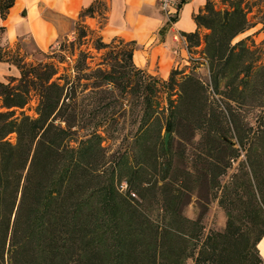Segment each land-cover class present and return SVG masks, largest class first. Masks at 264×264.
Wrapping results in <instances>:
<instances>
[{"label":"trees","instance_id":"trees-1","mask_svg":"<svg viewBox=\"0 0 264 264\" xmlns=\"http://www.w3.org/2000/svg\"><path fill=\"white\" fill-rule=\"evenodd\" d=\"M13 1L0 0L1 16ZM243 1L206 0L194 14L197 28L183 32L188 48L203 44L210 86L217 91L222 77H227L226 83L235 90L242 84L240 92L264 88V63L253 69L256 58L246 60L245 55L253 54L254 49L242 38L232 42L234 36L253 25L248 16L252 7ZM261 6L257 4L256 13H261L264 28ZM105 9L103 0L82 7L73 37L65 35L49 44L47 50H38L41 56L36 61H25L18 53L13 58L5 57L17 66L19 76L0 80V264H181L187 257L194 264H244L250 248L256 247L264 235V211L251 209L250 225L255 228L252 234L241 224L228 222L223 230L207 234L197 250L190 245V239L200 231V218L182 213L184 187L191 186L180 182L184 175H191L189 170L181 168L170 174L159 168L160 176L151 178L158 156L143 134L163 112L164 107L154 96L158 79L134 63L133 41L117 37L105 41L83 21L85 15L96 11L104 17ZM201 28L206 30L201 32ZM3 30L0 25V32ZM89 41L97 50L107 48L95 66L86 60L92 57L91 52L81 47ZM54 46L68 49L69 55L77 53L70 72H59L58 64L51 60L54 56L58 61L65 59V54ZM180 72L172 68L162 80L168 91V106L176 118L183 112L191 114L194 126L206 129L205 136L212 138L210 148L214 151L209 155L213 162L205 160L195 181L203 177L213 186L218 175L226 171L229 158L237 157L239 152L218 126V116L208 103L203 82L192 73H183L177 79ZM241 72L248 73L245 81L239 76ZM254 74L258 77L253 82ZM172 89L178 92L176 100L170 96ZM33 94L38 98L37 114H16V108L23 107ZM118 99H126L127 107L120 112L136 123L129 133L138 142L139 161L119 175V181L125 177L127 188L112 186L105 199L101 187L111 159L98 126L115 113L109 107ZM172 125L174 122L166 119L168 130ZM235 128L238 142L243 143L245 133L237 122ZM103 131L106 137L120 134L118 128L105 127ZM72 141L77 143L73 145ZM124 152L126 148L119 158ZM255 176L260 185L264 183L260 180L264 174ZM154 210L160 213V219L152 216ZM168 212L170 216L166 217ZM117 235L120 249L114 243Z\"/></svg>","mask_w":264,"mask_h":264},{"label":"rangeland","instance_id":"rangeland-1","mask_svg":"<svg viewBox=\"0 0 264 264\" xmlns=\"http://www.w3.org/2000/svg\"><path fill=\"white\" fill-rule=\"evenodd\" d=\"M246 3L252 7V10L248 12V16L253 25L234 36L232 42L242 38L248 47L254 49L253 54H246L245 58H247L246 60L256 58L253 67L255 69L256 66L264 63V28L262 27L263 23L260 21L261 13H258V15L256 13L257 4H261L263 8L264 0H244L243 4ZM253 14L256 15L253 16ZM86 22L95 28L98 26L96 18L89 19ZM72 37L73 32L67 34L68 39ZM103 38L105 41H110L111 39ZM114 42L117 44V39ZM202 46L203 44L192 46L191 48L187 47L186 56L179 55L176 65L173 64L172 68L182 70V72L176 74L177 79H181L183 73H192L203 82L208 103L214 108L218 116L217 124L223 128L222 133L225 138L233 141V148L239 152V155L229 158L230 163L226 167V171L218 175V181L213 186H209L203 177L195 181L197 170L202 169L207 161L213 160L212 155H209L214 151L211 143L212 138L205 136L206 129L194 126V120L188 112H183L180 118H176L175 114H171L167 101L168 91L163 87V78L157 74H153L158 79L155 83L156 92L154 96L159 101L160 107L164 108L163 112L158 113L157 121L151 126L150 131L147 134H143L147 136L145 142H147L149 148L154 150L158 156V165L155 170H152V179L160 176L159 168L164 172L168 171L170 174L184 168L189 170L191 174L189 176L184 175L186 178H182L180 185L191 186V188L184 187L183 201L185 203L182 206V213L192 219L200 218L197 223L199 226L197 231H200L198 235L190 239V245L196 250L207 234L211 231L223 230L228 222L241 224L249 233H254L255 228L250 225L252 211L253 209H256L254 211H259L260 209L264 211V183L260 185L258 183L259 178L255 176L256 173L264 174V138L262 140L253 139V133L258 136L263 134L262 136L264 137V132H262L264 128V88L256 87L255 90L247 89L240 92L242 84H239V90H235L232 84L226 83L227 77H222L219 80L218 91L213 87L212 89L210 86L211 74L207 59L201 51ZM54 47L56 48V46ZM54 47H51V49ZM81 47L91 52L92 57L86 58L91 66H95L97 62L102 60L103 53L107 49L97 50L91 41L83 43ZM47 49L48 45L42 48L44 51ZM56 49L65 54V59L58 61L57 56H54L51 60L58 64L59 72H70V67L74 64L77 53L69 55L68 49L63 47ZM6 51L8 52L5 55L9 58H13L14 54L18 53L23 55L25 61H36V58L41 56L36 46L27 39H20L14 47L6 49ZM11 76H8L5 80ZM15 76H19L18 68ZM239 76L245 81L248 78V73L241 72ZM255 77H258V75L254 74L252 77L253 82ZM171 92V98L176 100L178 97L177 90L172 89ZM225 92L230 93L232 97H228ZM37 102L38 98L33 94L23 107L16 108V114L23 111L35 116L37 114ZM114 102L109 108L111 110L115 109V113L105 118L103 125L98 126V131L105 137L102 143L108 145L107 154H109L111 159L105 167L104 182L101 187V193L105 199L109 198L112 186H116L120 190L127 188L128 183L125 177H122L119 181V175L127 172L128 165L137 166L139 161L138 142L131 135L132 133H129V130L135 128L136 123H132L130 115H124L120 112L124 107H127L126 99L120 101L118 99ZM166 119L174 122L172 130L166 128ZM175 121L177 122L175 123ZM235 122L240 125V130L245 133L243 143L238 142ZM158 126L161 127L158 128ZM105 127L118 128L120 134L118 132L114 136L106 137L108 134L103 131ZM165 131H169L166 146L163 142ZM78 133H82V131ZM11 139H14V133L11 134ZM76 143L72 141L73 145ZM210 145H212V148H210ZM124 148H126V152L119 158V154ZM164 148L168 153L164 151ZM226 149L228 151V148ZM218 151L221 152L220 149ZM206 159L207 161H205ZM251 160L253 161L252 163ZM219 167L222 168V164ZM152 216L158 219L161 218L160 213L156 212V210H154ZM169 216L170 212L166 213V217ZM114 243L117 244V249H120L121 244L118 235L114 237ZM250 249L243 263L251 264L256 261L255 264H264L261 259L257 260L256 247L252 246ZM181 264H194V261L191 257H187Z\"/></svg>","mask_w":264,"mask_h":264},{"label":"crops","instance_id":"crops-1","mask_svg":"<svg viewBox=\"0 0 264 264\" xmlns=\"http://www.w3.org/2000/svg\"><path fill=\"white\" fill-rule=\"evenodd\" d=\"M92 1L14 0L4 17L0 13V25L4 26L0 32L3 53L0 80L17 73V66L5 59L6 49L14 47L20 39H27L37 50H42L58 38L72 33L80 9ZM103 1L105 16L96 11L94 15H85L83 21L97 34H102V38L133 41L134 63L166 79L173 64L177 63V57L187 54L186 37L176 38L174 34L197 28L194 14L203 8L206 0H179L180 7L172 23L167 20L157 0ZM94 18L98 21L97 28L86 22ZM205 30L201 28V32ZM256 248L264 263V235L257 241Z\"/></svg>","mask_w":264,"mask_h":264},{"label":"built area","instance_id":"built-area-1","mask_svg":"<svg viewBox=\"0 0 264 264\" xmlns=\"http://www.w3.org/2000/svg\"><path fill=\"white\" fill-rule=\"evenodd\" d=\"M157 3L161 10L166 15L167 20L172 23L174 21V18L176 17L179 7H180V1L179 0H157ZM176 38L183 37L184 34L180 32H176L174 34ZM185 47L187 49V41H185Z\"/></svg>","mask_w":264,"mask_h":264},{"label":"water","instance_id":"water-1","mask_svg":"<svg viewBox=\"0 0 264 264\" xmlns=\"http://www.w3.org/2000/svg\"><path fill=\"white\" fill-rule=\"evenodd\" d=\"M168 136H169V131H165L164 138H163V142L165 146L167 145Z\"/></svg>","mask_w":264,"mask_h":264}]
</instances>
